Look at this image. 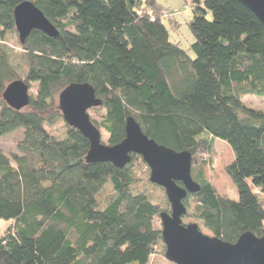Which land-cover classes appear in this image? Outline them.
Instances as JSON below:
<instances>
[{
    "label": "trees",
    "instance_id": "obj_1",
    "mask_svg": "<svg viewBox=\"0 0 264 264\" xmlns=\"http://www.w3.org/2000/svg\"><path fill=\"white\" fill-rule=\"evenodd\" d=\"M22 1L0 0V44L16 30L13 10ZM29 1L58 35L33 29L20 43L22 76L0 45V137L23 129L18 153L0 149V219L14 221L0 235V264H153L159 245L164 256L165 209L135 190L134 161L86 162L89 140L63 120L55 95L72 82L90 83L102 100L93 108L103 109L100 121H91L107 133L106 144L123 139L133 116L157 143L191 153L200 190L183 200L184 217L231 243L246 231L263 236L264 112L242 102L264 96V25L254 13L238 0H187L192 58L169 40L164 20L176 22L156 0ZM14 79L36 86L20 110L2 99ZM62 120L57 137L46 125ZM215 138L234 154L226 173L237 201L208 177ZM198 154L206 157L196 166ZM108 182L113 194L100 206L96 195Z\"/></svg>",
    "mask_w": 264,
    "mask_h": 264
},
{
    "label": "water",
    "instance_id": "obj_2",
    "mask_svg": "<svg viewBox=\"0 0 264 264\" xmlns=\"http://www.w3.org/2000/svg\"><path fill=\"white\" fill-rule=\"evenodd\" d=\"M264 25V0H238ZM14 25L21 44L33 29L55 37L58 29L32 2L25 0L13 10ZM29 86L21 79L7 83L2 91L4 102L20 110L29 104ZM102 100L88 82H72L58 94L63 120L78 129L88 140L85 160L89 163L111 162L116 167L127 165L132 154L139 155L149 168V181L165 191L170 210L159 213L165 259L175 264H264V235L246 231L233 243L203 233L197 222L184 223L187 208L183 200L200 190L191 175L192 155L176 151L148 137L133 116H127L123 139L113 145L101 141L99 128L91 121L88 110ZM180 182V184H178Z\"/></svg>",
    "mask_w": 264,
    "mask_h": 264
},
{
    "label": "rangeland",
    "instance_id": "obj_3",
    "mask_svg": "<svg viewBox=\"0 0 264 264\" xmlns=\"http://www.w3.org/2000/svg\"><path fill=\"white\" fill-rule=\"evenodd\" d=\"M158 4H160L163 9L168 10V12L172 13L168 16L172 21L176 22V27L172 28L169 24L168 20H164L165 26L169 31V40L171 42L179 43V45L185 49L189 56L194 58L195 54L190 49V44L194 41V35L189 27V21L193 16V11L190 8V2L187 0H156ZM186 5L188 8H186ZM162 9V10H163ZM207 19L212 18V14L207 11L205 14ZM175 26V24H174ZM4 45L7 49L9 58L16 68L17 72L20 76H22L26 69L27 63L25 58V51L23 50L20 41L18 39V34L16 30L12 32H8L5 40L0 44ZM36 86H29L30 95H35ZM58 91L55 95V101L58 103ZM1 98V93H0ZM243 104L251 108L255 111H263L264 112V96H255V95H245L242 98ZM88 113L96 122H99L103 113V109H89ZM64 125L65 123L62 121H57L53 125H46L48 130L55 136L61 137L64 133ZM100 129L101 133V141L106 144L107 143V133L102 129ZM23 129H17L9 134L3 135L0 137V149L7 154L9 157L11 155L18 153L17 152V143L22 138ZM214 153L212 155V161L208 166V177L218 192V194L223 195L229 199L237 201L239 199L238 189L231 181L230 177L226 173V166L232 162L234 158V154L230 148V146L222 139L215 138L214 139ZM206 157V154H198L195 159V165L199 166V163L202 159ZM132 161H134L133 166V178L135 180L134 188L136 191L143 192L147 194V196L159 207L169 211L170 205L167 201L165 191L162 187L152 183L149 181V168L146 163L142 160L139 155L132 154ZM130 160V161H131ZM252 190L255 191V188L251 186ZM113 194V187L110 182L106 183L103 188L96 195V200L100 206H102L109 197ZM261 202L264 203V195L260 194ZM182 221L184 223L189 222H197L200 230L209 234L210 232L205 229L202 224L193 218L183 217ZM14 221L13 220H4L0 219V235H3L6 230L13 229ZM156 252L154 253L153 262L156 264H175L165 259V257L160 253L161 246L156 247ZM153 263V264H154Z\"/></svg>",
    "mask_w": 264,
    "mask_h": 264
},
{
    "label": "built area",
    "instance_id": "obj_4",
    "mask_svg": "<svg viewBox=\"0 0 264 264\" xmlns=\"http://www.w3.org/2000/svg\"><path fill=\"white\" fill-rule=\"evenodd\" d=\"M186 7H187V6H186ZM169 13H170V12H168V10H165V9L162 10V15H163V17L171 16V15H169ZM170 14H172V13H170Z\"/></svg>",
    "mask_w": 264,
    "mask_h": 264
}]
</instances>
